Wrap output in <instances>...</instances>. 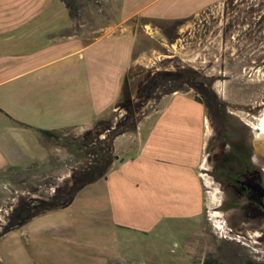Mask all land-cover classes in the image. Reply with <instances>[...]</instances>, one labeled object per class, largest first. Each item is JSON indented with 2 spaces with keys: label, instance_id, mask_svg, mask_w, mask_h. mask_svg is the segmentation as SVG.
Returning <instances> with one entry per match:
<instances>
[{
  "label": "crops",
  "instance_id": "crops-1",
  "mask_svg": "<svg viewBox=\"0 0 264 264\" xmlns=\"http://www.w3.org/2000/svg\"><path fill=\"white\" fill-rule=\"evenodd\" d=\"M112 1L118 21L97 34L95 27L88 38L82 31L66 33L74 20L62 0H0V171L49 156L40 130L86 129L112 113L128 72L144 59L143 54L134 57L138 35L128 20H177L224 0ZM189 94L163 95L162 104L158 101L135 130L115 138V160L102 179L110 215L93 221L107 237L95 244L90 264H165L160 256L164 249L147 245L153 237L160 243L168 236L177 240L166 242L170 260L179 250L191 255L194 229L186 230V221L199 225L212 198L202 171L210 119L204 104ZM192 103L201 113L200 124L186 119ZM134 237L147 242H136L137 256L127 244ZM148 252L154 255L146 256Z\"/></svg>",
  "mask_w": 264,
  "mask_h": 264
},
{
  "label": "rangeland",
  "instance_id": "rangeland-1",
  "mask_svg": "<svg viewBox=\"0 0 264 264\" xmlns=\"http://www.w3.org/2000/svg\"><path fill=\"white\" fill-rule=\"evenodd\" d=\"M81 11L79 20L71 29L78 26L79 31L84 32L88 38L95 35V27L99 30L97 34L103 31L100 28L118 21V6L112 0H98L96 3L81 0ZM127 24L138 35L134 57L144 55V59L138 63L142 65L133 66L124 82L130 93L129 102L133 105L140 102L136 96L140 81L151 78L158 70L175 71L186 67L199 72L200 78L210 85V91L214 93L212 96L218 101L212 111L207 109L210 119L209 138L202 168L209 182L212 205L204 211L199 225H196V221H186V230L194 229L188 244L191 255L182 254L179 250L180 253L173 257L176 259L170 260L166 242L170 241L172 245L177 241L171 236L161 243L152 241L155 237L148 239V243L137 242L134 237L133 240H128L129 252L136 255L135 248L147 243L151 246L158 244L166 251L162 250L160 254L165 264H208L205 260L211 258L220 264H239L245 258L264 261V220L260 219L254 224L244 216L247 211L239 213L235 210L237 208H231V203L227 205L231 209L221 210L219 204L222 194L217 178V168L222 159L225 160L226 156L233 157L236 151L242 154H246V151L247 154L256 156L259 163H264V158L255 151L252 141L259 118L264 114V0H224L186 18L163 20L156 24L146 17H134ZM185 87L193 95L196 94L194 88ZM200 95L204 97L201 93ZM189 96L192 97L190 94ZM119 102L106 117H110V124L115 125L127 113L122 105L123 100ZM159 103L157 105L155 101L149 100L145 105L140 102V106H143L142 109L149 106L150 114L154 112L151 109L159 106ZM192 109L190 115L186 116L187 121L200 124V111ZM105 128L96 124L86 129L68 127L57 131L60 139L44 136L49 156L36 162L60 158L64 163L52 173H57L60 176L59 183L63 184L65 179L71 177L73 166H84L91 160L90 157L80 158L76 154H70L64 145L86 138L105 147L107 144L104 138L110 132ZM32 163L23 166H30ZM12 178L16 179L9 176L7 181L0 183V204H7L9 201L16 203L21 194L28 199L35 196L28 190L31 185L37 187V182L17 185L11 182ZM102 179L103 177L85 185L70 206L42 212L2 236L0 264H83L85 261L90 264L94 261V246L107 235L97 232L100 226L94 225L93 221H106L110 215L108 202L103 197L106 187ZM40 188L51 189L45 185ZM229 197L235 200L236 195L229 194ZM244 200L246 199L243 197L240 201ZM3 206L0 207V230L9 213V208ZM239 209L243 210L241 206ZM247 216L251 218L248 214ZM62 223L65 224V229ZM176 237L178 239L180 235ZM120 241H124L122 236ZM150 254L154 255L151 252L145 253L146 256ZM108 264L118 262L110 261ZM127 264L137 262L133 260Z\"/></svg>",
  "mask_w": 264,
  "mask_h": 264
},
{
  "label": "trees",
  "instance_id": "trees-1",
  "mask_svg": "<svg viewBox=\"0 0 264 264\" xmlns=\"http://www.w3.org/2000/svg\"><path fill=\"white\" fill-rule=\"evenodd\" d=\"M62 1L75 24L81 16V0ZM89 1L93 3L98 2V0ZM148 19L156 24L164 20L158 18ZM75 32H79L78 26L74 29L70 28L66 30V33ZM185 86L195 89L196 94L194 98L204 103L209 111H212L214 104L218 103L217 98L213 97L214 93L212 94L210 91V85L205 84L203 78H200L199 72L192 67H186L182 68V70L175 71L158 70L151 78H147L145 81L142 80L138 83L136 96L143 105L148 104L149 100H153L157 104L159 99L165 94L175 91H188V88ZM200 93L204 97H202ZM121 99L123 100L122 105L127 111L123 119L119 120L115 125L110 124V117L102 118L96 122V125H103L106 127L105 129L110 131L104 138V142L107 144L105 147L97 144L94 140L88 141L86 138L64 145L68 148L70 154H76L80 158L90 157L91 160L90 163L84 166H73V168H71V177L65 179L63 184L59 183L60 176L57 173H52L56 167L59 168L64 163L60 158L52 159L48 162H34L30 166L23 167L21 165H9L4 170L0 171V183L4 182V180L7 181L9 176H14L16 178H12L11 182L17 185L29 181L38 183L37 187L31 185V188L28 190L35 196H30L28 199L25 195L21 194L18 196L16 203L9 201L7 204H0V207H4L3 205H5L6 208H9L7 220L1 225L0 238L9 231L22 226L42 212L69 205L74 200L76 194L85 185L106 176L116 156L114 151L115 138L124 132L135 130L139 121L149 112V106L146 109H142L141 107L143 106H140V102L135 105L129 102L130 93L126 85L123 86ZM40 131L42 135L47 138L60 139L57 132L58 130L42 129ZM92 143H94V145H92ZM42 185L50 187L51 189L44 190L40 188ZM13 197L15 198L16 196ZM205 261H208V264H220V262L213 258L206 259ZM239 264H264V261L245 258L242 263Z\"/></svg>",
  "mask_w": 264,
  "mask_h": 264
},
{
  "label": "flooded vegetation",
  "instance_id": "flooded-vegetation-1",
  "mask_svg": "<svg viewBox=\"0 0 264 264\" xmlns=\"http://www.w3.org/2000/svg\"><path fill=\"white\" fill-rule=\"evenodd\" d=\"M246 154L236 151L233 157L222 159L217 168L222 194L219 207L223 211L231 208H237L235 210L239 213L247 211L251 218L247 214L244 216L255 224L260 219L264 220V163H259L256 156ZM229 194L236 195L235 200L230 199ZM243 197L246 200L240 201ZM228 203L233 204L231 208H227ZM240 206L243 210L239 209Z\"/></svg>",
  "mask_w": 264,
  "mask_h": 264
},
{
  "label": "bare ground",
  "instance_id": "bare-ground-1",
  "mask_svg": "<svg viewBox=\"0 0 264 264\" xmlns=\"http://www.w3.org/2000/svg\"><path fill=\"white\" fill-rule=\"evenodd\" d=\"M258 133L254 135L253 144L256 152L264 158V114L259 118Z\"/></svg>",
  "mask_w": 264,
  "mask_h": 264
}]
</instances>
